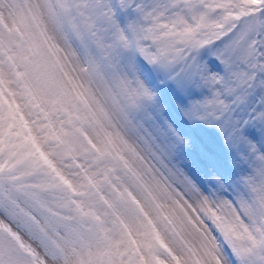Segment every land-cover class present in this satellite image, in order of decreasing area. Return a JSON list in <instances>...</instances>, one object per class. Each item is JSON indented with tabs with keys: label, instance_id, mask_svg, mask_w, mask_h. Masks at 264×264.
<instances>
[{
	"label": "snow or ice",
	"instance_id": "6c2138e0",
	"mask_svg": "<svg viewBox=\"0 0 264 264\" xmlns=\"http://www.w3.org/2000/svg\"><path fill=\"white\" fill-rule=\"evenodd\" d=\"M0 264H264V0H0Z\"/></svg>",
	"mask_w": 264,
	"mask_h": 264
}]
</instances>
